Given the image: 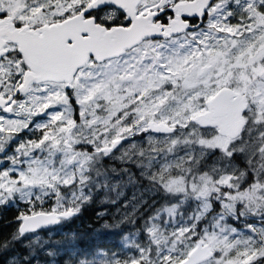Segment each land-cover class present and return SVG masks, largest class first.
Wrapping results in <instances>:
<instances>
[{"label":"snow or ice","instance_id":"obj_1","mask_svg":"<svg viewBox=\"0 0 264 264\" xmlns=\"http://www.w3.org/2000/svg\"><path fill=\"white\" fill-rule=\"evenodd\" d=\"M128 185L118 249L54 238ZM9 209L0 264H264V0H0Z\"/></svg>","mask_w":264,"mask_h":264},{"label":"trees","instance_id":"obj_2","mask_svg":"<svg viewBox=\"0 0 264 264\" xmlns=\"http://www.w3.org/2000/svg\"><path fill=\"white\" fill-rule=\"evenodd\" d=\"M139 192L142 190L138 185H128L123 188V194L118 198L115 193L108 194L107 199L104 194H99L77 218L59 226L54 233V238L60 239L63 235L75 233L79 246L83 249H118L121 243V229L106 230L102 229L101 225L105 221L114 222L118 219L117 210L124 207V204L131 199L129 197L138 195ZM144 195L145 199H148L150 194L144 193ZM111 199H115L116 202H109ZM98 213H104V215L98 216ZM14 215L15 209L0 211V233L10 232L15 227Z\"/></svg>","mask_w":264,"mask_h":264},{"label":"rangeland","instance_id":"obj_3","mask_svg":"<svg viewBox=\"0 0 264 264\" xmlns=\"http://www.w3.org/2000/svg\"><path fill=\"white\" fill-rule=\"evenodd\" d=\"M143 194L144 198H145V195L144 193L142 192H139L138 195H134L137 199H139L141 197V195ZM129 197L131 198L130 200L127 201V203L124 204V207H121L117 210V218H120L125 212H130L131 211V204L132 203H135V201L133 200V197ZM125 205H128V207H125Z\"/></svg>","mask_w":264,"mask_h":264}]
</instances>
